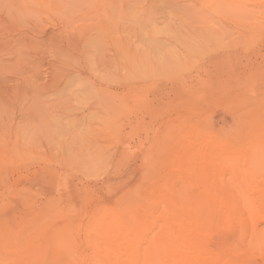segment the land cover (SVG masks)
<instances>
[{"label":"rangeland","instance_id":"rangeland-1","mask_svg":"<svg viewBox=\"0 0 264 264\" xmlns=\"http://www.w3.org/2000/svg\"><path fill=\"white\" fill-rule=\"evenodd\" d=\"M258 192L264 0H0V257L69 263L119 203Z\"/></svg>","mask_w":264,"mask_h":264},{"label":"bare ground","instance_id":"bare-ground-1","mask_svg":"<svg viewBox=\"0 0 264 264\" xmlns=\"http://www.w3.org/2000/svg\"><path fill=\"white\" fill-rule=\"evenodd\" d=\"M229 198L223 202L216 194L207 195L204 200L212 201L211 207L169 196L164 209H145L131 201L102 208L95 215H101L97 223L87 229L92 232L86 230V237L91 236L85 242L87 250L79 253L71 246L66 264H259L255 259L258 251L254 253L260 249L257 246L262 247L258 255L264 264V226L260 228L257 220L264 223V192L244 197L247 200ZM225 229L237 232L234 245V241L219 240ZM46 258L41 264H61L60 258ZM26 261L0 257V264Z\"/></svg>","mask_w":264,"mask_h":264}]
</instances>
